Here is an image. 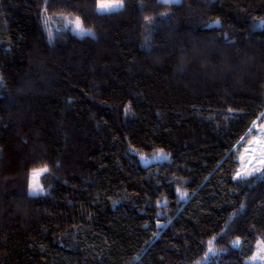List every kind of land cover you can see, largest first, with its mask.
Returning <instances> with one entry per match:
<instances>
[{"label":"trees","instance_id":"1","mask_svg":"<svg viewBox=\"0 0 264 264\" xmlns=\"http://www.w3.org/2000/svg\"><path fill=\"white\" fill-rule=\"evenodd\" d=\"M123 1L0 0V264H250L264 170L236 173L264 0ZM60 14L94 37L50 32Z\"/></svg>","mask_w":264,"mask_h":264},{"label":"rangeland","instance_id":"2","mask_svg":"<svg viewBox=\"0 0 264 264\" xmlns=\"http://www.w3.org/2000/svg\"><path fill=\"white\" fill-rule=\"evenodd\" d=\"M105 2H111V0H105ZM169 2H171V0H169ZM122 3L123 5H125V2L123 0H122ZM58 16L59 17H57L56 20H50V22L53 24L51 28H49L50 32H52L53 30H60V29H68L71 31V28L74 27V25L69 24L68 21H72V20H75L76 18H79L75 15H70V14H60ZM79 20L81 21L80 18ZM82 26L85 29H90L91 32L93 33V29L86 27L85 25H83V23H82ZM238 157H239V167L236 173L237 177L239 178L248 177L253 174L260 173L262 170H264V164L260 163L261 160H264V115L261 116L259 119H257L253 123L249 132L241 140ZM166 160H170V154L163 152V151H159L148 157H143L142 164L149 165L155 162L161 163ZM39 168H42V167H39ZM46 173H42L37 178L39 185L44 190L40 194H46L50 190V188H47L42 182V178L44 177ZM31 182H32V176H30V183ZM29 191L30 189L28 188V192ZM188 194L189 193H188L187 188L183 186L181 190V196H180L181 200H185L188 197ZM237 241H238V244L235 243ZM239 244H240V239H237L233 242V245L235 246H239ZM247 261L250 264H264V242L262 240L259 239L257 241L254 254Z\"/></svg>","mask_w":264,"mask_h":264},{"label":"snow or ice","instance_id":"3","mask_svg":"<svg viewBox=\"0 0 264 264\" xmlns=\"http://www.w3.org/2000/svg\"><path fill=\"white\" fill-rule=\"evenodd\" d=\"M162 2H169V0H162ZM171 2L175 3L178 2V0H171ZM124 7L122 0H111V2H105V0H98L97 2V14L98 15H105L107 13L110 12H116V11H120L122 8ZM69 24L74 25V27L71 28V31L83 38L86 35H91L94 37V33L91 32L90 29H85L82 26L81 21L79 20V18H76L75 20L72 21H68ZM217 25L219 24V21L215 22ZM50 40H51V34H50ZM261 164H264V160L260 161ZM48 167L44 166L42 168L39 169H34L31 173L32 176V182L29 185V195H37L42 193L44 190L43 188L39 185L37 178L42 174V173H46L48 172ZM239 175V174H238ZM238 244V241L235 242ZM212 249L209 248V252H211Z\"/></svg>","mask_w":264,"mask_h":264}]
</instances>
